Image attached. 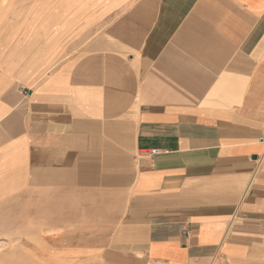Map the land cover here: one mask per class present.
<instances>
[{"label":"crops","instance_id":"obj_1","mask_svg":"<svg viewBox=\"0 0 264 264\" xmlns=\"http://www.w3.org/2000/svg\"><path fill=\"white\" fill-rule=\"evenodd\" d=\"M0 264H264V0H0Z\"/></svg>","mask_w":264,"mask_h":264},{"label":"built area","instance_id":"obj_2","mask_svg":"<svg viewBox=\"0 0 264 264\" xmlns=\"http://www.w3.org/2000/svg\"><path fill=\"white\" fill-rule=\"evenodd\" d=\"M156 154H157V151H156V150H152V151H150V153H149L150 156H154V155H156Z\"/></svg>","mask_w":264,"mask_h":264}]
</instances>
